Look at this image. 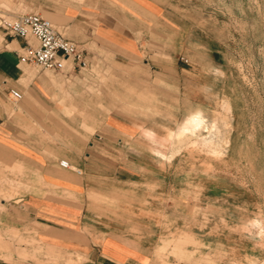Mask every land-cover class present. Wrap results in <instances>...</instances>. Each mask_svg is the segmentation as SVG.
<instances>
[{"label": "rangeland", "instance_id": "1", "mask_svg": "<svg viewBox=\"0 0 264 264\" xmlns=\"http://www.w3.org/2000/svg\"><path fill=\"white\" fill-rule=\"evenodd\" d=\"M27 12L86 63L19 56L21 98L0 89V264H93L107 234L264 264V0H0Z\"/></svg>", "mask_w": 264, "mask_h": 264}, {"label": "built area", "instance_id": "2", "mask_svg": "<svg viewBox=\"0 0 264 264\" xmlns=\"http://www.w3.org/2000/svg\"><path fill=\"white\" fill-rule=\"evenodd\" d=\"M0 29L6 34L23 38L25 45L21 59L40 68L62 69L66 60L78 65L86 63L78 44L65 37L49 19L37 12L21 13L12 19L0 16ZM9 94L13 100L22 96L16 89H10ZM60 165L68 167L66 160H61Z\"/></svg>", "mask_w": 264, "mask_h": 264}, {"label": "crops", "instance_id": "3", "mask_svg": "<svg viewBox=\"0 0 264 264\" xmlns=\"http://www.w3.org/2000/svg\"><path fill=\"white\" fill-rule=\"evenodd\" d=\"M23 46L24 41L21 38L7 37V34L0 29V89H5L9 97L10 89L20 92L12 83L24 74L18 62L19 56L23 53ZM90 244L92 250L87 254L91 255L93 264H151L152 262V254L142 246L146 242L140 239L107 234L102 239L91 240Z\"/></svg>", "mask_w": 264, "mask_h": 264}, {"label": "bare ground", "instance_id": "4", "mask_svg": "<svg viewBox=\"0 0 264 264\" xmlns=\"http://www.w3.org/2000/svg\"><path fill=\"white\" fill-rule=\"evenodd\" d=\"M12 98V97H11ZM13 99V98H12ZM19 100V99H18ZM202 123V118L199 115H194L191 116L188 120L187 126L186 127H190V128H196L198 126H200ZM68 163V167L70 168V163L67 161ZM74 167V166H73Z\"/></svg>", "mask_w": 264, "mask_h": 264}]
</instances>
